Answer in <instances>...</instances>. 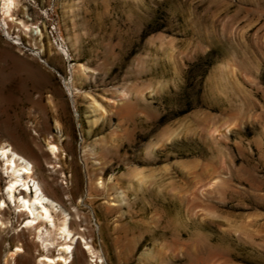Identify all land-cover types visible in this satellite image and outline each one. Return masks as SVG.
I'll return each instance as SVG.
<instances>
[{
  "label": "rangeland",
  "instance_id": "1",
  "mask_svg": "<svg viewBox=\"0 0 264 264\" xmlns=\"http://www.w3.org/2000/svg\"><path fill=\"white\" fill-rule=\"evenodd\" d=\"M17 2L0 0V199L11 145L100 254L75 234L58 264H264V0ZM7 203L0 264H39Z\"/></svg>",
  "mask_w": 264,
  "mask_h": 264
},
{
  "label": "bare ground",
  "instance_id": "2",
  "mask_svg": "<svg viewBox=\"0 0 264 264\" xmlns=\"http://www.w3.org/2000/svg\"><path fill=\"white\" fill-rule=\"evenodd\" d=\"M1 1L6 14L12 16L13 8L18 3L17 0ZM20 22L26 26L22 20ZM58 149L56 143L51 142V150L55 152ZM1 153L6 160V169L13 176L6 188L7 200L18 206L16 211L27 214L23 227L33 230L37 241V243L34 241L36 249L45 250V252L39 253V264L68 263L70 255L77 248L78 241H76L75 234H79L85 240L89 252H92L97 258L100 257L99 252L86 240L85 233L82 231L73 233L72 216L75 213L67 209L58 199L45 192L40 181L34 177L32 163L11 145L3 146ZM28 191L34 193L33 197ZM7 200L5 197L1 198L0 206L6 208ZM58 204L61 205V208ZM52 209L55 213L52 212ZM7 222L0 217L1 225H6ZM26 248H29L28 243H26ZM54 248L58 250L57 254H52ZM21 250L22 247L18 245L12 252L20 254ZM80 251L84 254L83 249Z\"/></svg>",
  "mask_w": 264,
  "mask_h": 264
}]
</instances>
